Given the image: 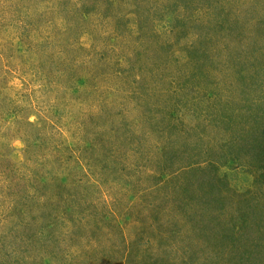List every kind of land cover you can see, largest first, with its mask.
Segmentation results:
<instances>
[{"label":"rangeland","instance_id":"obj_1","mask_svg":"<svg viewBox=\"0 0 264 264\" xmlns=\"http://www.w3.org/2000/svg\"><path fill=\"white\" fill-rule=\"evenodd\" d=\"M0 264H264V0H0Z\"/></svg>","mask_w":264,"mask_h":264},{"label":"trees","instance_id":"obj_2","mask_svg":"<svg viewBox=\"0 0 264 264\" xmlns=\"http://www.w3.org/2000/svg\"><path fill=\"white\" fill-rule=\"evenodd\" d=\"M2 242H1V240H0V244H1Z\"/></svg>","mask_w":264,"mask_h":264}]
</instances>
